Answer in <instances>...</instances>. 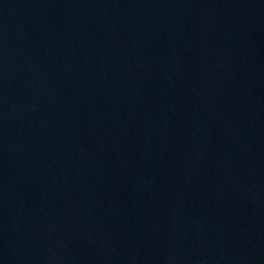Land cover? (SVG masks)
Wrapping results in <instances>:
<instances>
[{
  "label": "water",
  "instance_id": "1",
  "mask_svg": "<svg viewBox=\"0 0 264 264\" xmlns=\"http://www.w3.org/2000/svg\"><path fill=\"white\" fill-rule=\"evenodd\" d=\"M0 264H264V0H0Z\"/></svg>",
  "mask_w": 264,
  "mask_h": 264
}]
</instances>
